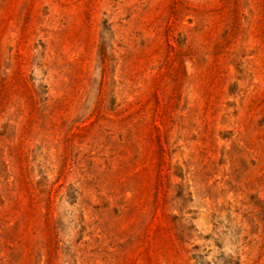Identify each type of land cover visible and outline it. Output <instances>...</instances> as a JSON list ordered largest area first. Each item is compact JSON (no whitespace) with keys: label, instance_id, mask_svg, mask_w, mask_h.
<instances>
[{"label":"rangeland","instance_id":"1","mask_svg":"<svg viewBox=\"0 0 264 264\" xmlns=\"http://www.w3.org/2000/svg\"><path fill=\"white\" fill-rule=\"evenodd\" d=\"M0 264H264V0H0Z\"/></svg>","mask_w":264,"mask_h":264}]
</instances>
